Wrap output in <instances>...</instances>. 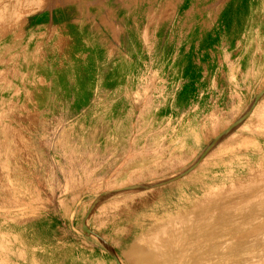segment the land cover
<instances>
[{"label": "rangeland", "instance_id": "obj_1", "mask_svg": "<svg viewBox=\"0 0 264 264\" xmlns=\"http://www.w3.org/2000/svg\"><path fill=\"white\" fill-rule=\"evenodd\" d=\"M0 0V264H264V90L203 117L166 110L120 19L29 26ZM263 56H264V49ZM117 258V259H116Z\"/></svg>", "mask_w": 264, "mask_h": 264}, {"label": "water", "instance_id": "obj_2", "mask_svg": "<svg viewBox=\"0 0 264 264\" xmlns=\"http://www.w3.org/2000/svg\"><path fill=\"white\" fill-rule=\"evenodd\" d=\"M90 10L120 19L140 72L156 86L166 110L203 117L234 107L264 75V0H50L37 16L47 13V19L57 18ZM263 95L264 90L182 173L99 196L83 218V229L94 234L87 219L106 197L157 187L192 171L245 121Z\"/></svg>", "mask_w": 264, "mask_h": 264}, {"label": "trees", "instance_id": "obj_3", "mask_svg": "<svg viewBox=\"0 0 264 264\" xmlns=\"http://www.w3.org/2000/svg\"><path fill=\"white\" fill-rule=\"evenodd\" d=\"M45 15H43L42 17H39V16H34V17H30L29 18V26L30 27H33L39 23H43L46 21V15L47 13H44Z\"/></svg>", "mask_w": 264, "mask_h": 264}, {"label": "crops", "instance_id": "obj_4", "mask_svg": "<svg viewBox=\"0 0 264 264\" xmlns=\"http://www.w3.org/2000/svg\"><path fill=\"white\" fill-rule=\"evenodd\" d=\"M65 21V17H57V18H48V19H46V21L45 22H43V23H39V24H37V25H35V26H38V25H43V24H45V23H47V22H50V23H61V22H64ZM34 27V26H33Z\"/></svg>", "mask_w": 264, "mask_h": 264}]
</instances>
